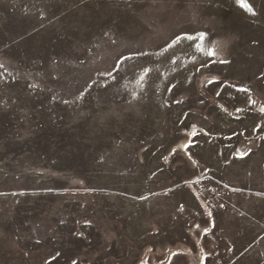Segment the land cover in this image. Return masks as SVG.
Returning a JSON list of instances; mask_svg holds the SVG:
<instances>
[{"label":"rangeland","instance_id":"obj_1","mask_svg":"<svg viewBox=\"0 0 264 264\" xmlns=\"http://www.w3.org/2000/svg\"><path fill=\"white\" fill-rule=\"evenodd\" d=\"M0 0V264H264V0Z\"/></svg>","mask_w":264,"mask_h":264},{"label":"snow or ice","instance_id":"obj_2","mask_svg":"<svg viewBox=\"0 0 264 264\" xmlns=\"http://www.w3.org/2000/svg\"><path fill=\"white\" fill-rule=\"evenodd\" d=\"M238 2L241 4L242 7H245V8L248 7L246 0H238Z\"/></svg>","mask_w":264,"mask_h":264}]
</instances>
